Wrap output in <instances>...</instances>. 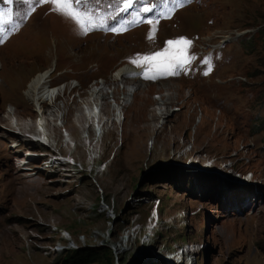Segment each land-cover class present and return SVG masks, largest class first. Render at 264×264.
I'll return each mask as SVG.
<instances>
[{"label":"rangeland","instance_id":"obj_1","mask_svg":"<svg viewBox=\"0 0 264 264\" xmlns=\"http://www.w3.org/2000/svg\"><path fill=\"white\" fill-rule=\"evenodd\" d=\"M179 2L169 17L173 0H81L104 24L82 34L49 4L25 18L23 0H0L14 29L0 44V264H78L75 249L83 264H264V0ZM180 37L195 59L179 75L132 63ZM45 71L46 144L26 136L25 95ZM97 91L101 134L77 119Z\"/></svg>","mask_w":264,"mask_h":264},{"label":"snow or ice","instance_id":"obj_2","mask_svg":"<svg viewBox=\"0 0 264 264\" xmlns=\"http://www.w3.org/2000/svg\"><path fill=\"white\" fill-rule=\"evenodd\" d=\"M81 0H38L39 4H49L52 6L51 10L57 14L63 15L72 21H74L80 28L82 34H87L89 31L94 28L103 27V23H96L90 16H87L85 13H82L78 10L75 5L79 4ZM165 3H168V0H164ZM184 2H191V0H184ZM5 3H12V0H5ZM23 3L29 6V11L25 13V18L31 12L35 11V8L32 7L33 0H23ZM134 0H123V7L120 11H127L131 8ZM184 4L179 2V0H173V7L168 9V14L174 12L176 9L183 7ZM152 9L149 7H143L139 12L148 13ZM11 18V10L5 12H0V44L5 43L6 39L12 34L14 29H8L7 31L4 28V25L8 23ZM140 20H132L130 23H140ZM150 25H153L152 30L148 36L149 39L154 38L155 23L157 21L148 20ZM19 25L15 26V29L18 30ZM112 32H122L125 31V27H112L108 29ZM192 45L190 39L180 37L175 39H170L166 41V47L162 51L154 52L150 55L143 57H137L132 60V63L137 67H143L145 64L148 65V71L144 73L146 79H157L164 76H174L179 75L181 71H184L195 59L194 56L188 54V50ZM211 71V65H209L208 72ZM208 72L204 74L207 75Z\"/></svg>","mask_w":264,"mask_h":264},{"label":"bare ground","instance_id":"obj_3","mask_svg":"<svg viewBox=\"0 0 264 264\" xmlns=\"http://www.w3.org/2000/svg\"><path fill=\"white\" fill-rule=\"evenodd\" d=\"M69 46H71V44H68ZM56 45V58L59 59L60 56L58 54V49H57ZM117 74L121 77L124 78V76L130 75L133 73V69L130 66H124L121 67L119 69H117ZM47 72H41L39 74H37L35 77H33L29 83L28 86L25 90V95L28 98L29 103L33 104L35 110L38 112V117L36 118L35 121H33V129H34V133H36L38 136H36V134L32 135V133H27L26 136L30 139H33L37 142H41L46 144L48 142V137H46L47 133H46V126L48 123H50V121L55 120V112L52 111L50 109V104L49 103H53V99L55 100L56 96L55 94L58 93V90L56 89H51V86H46L42 83V79L45 76ZM43 87V92L40 93L41 91H39V89ZM100 94V95H99ZM106 95L104 93H98V91L96 93L92 92V94H90V97L85 100L82 104V106H80V113L77 116V119H79L80 121H84V120H90L93 121L92 123H94L95 129L94 131L97 133L100 132L101 134V129L103 127L104 124H102V120L105 119L104 118V114L101 113V108H99L98 106H94L96 103V100L99 99H106L105 97ZM114 97V96H113ZM168 98V97H167ZM50 100V102H49ZM133 102L131 101L130 104H132ZM98 104V103H97ZM161 104H165V101ZM56 106V105H55ZM60 108V107H59ZM50 109V111H49ZM60 109L56 108V111H58ZM119 111V110H118ZM49 112V113H48ZM118 113V112H117ZM167 113V111L165 112L164 109L161 111H157L155 110V114L159 115V117L164 116ZM49 115V119L48 116ZM61 115V114H60ZM50 116L52 118H50ZM117 117V114L115 115ZM120 116V115H119ZM117 119V118H116ZM77 121V120H76ZM79 121V123H80ZM26 122V121H25ZM25 127H30L29 123H24ZM82 125V126H81ZM79 126V125H78ZM84 123L80 124V128H83ZM73 131L76 132L75 128H73ZM42 135V138L45 140H42L40 137ZM152 214H154L155 216H157V207L156 209L153 210ZM153 216L152 219H156Z\"/></svg>","mask_w":264,"mask_h":264},{"label":"trees","instance_id":"obj_4","mask_svg":"<svg viewBox=\"0 0 264 264\" xmlns=\"http://www.w3.org/2000/svg\"><path fill=\"white\" fill-rule=\"evenodd\" d=\"M82 250H78V249H75L74 251H73V255H72V257L74 258V259H77L78 261H79V263L78 264H83V263H89V262H92L93 260H94V258L93 257H87L85 254H80V252H81Z\"/></svg>","mask_w":264,"mask_h":264},{"label":"built area","instance_id":"obj_5","mask_svg":"<svg viewBox=\"0 0 264 264\" xmlns=\"http://www.w3.org/2000/svg\"><path fill=\"white\" fill-rule=\"evenodd\" d=\"M155 209H156V207H155Z\"/></svg>","mask_w":264,"mask_h":264},{"label":"clouds","instance_id":"obj_6","mask_svg":"<svg viewBox=\"0 0 264 264\" xmlns=\"http://www.w3.org/2000/svg\"><path fill=\"white\" fill-rule=\"evenodd\" d=\"M44 153V152H43ZM157 207V206H156Z\"/></svg>","mask_w":264,"mask_h":264}]
</instances>
